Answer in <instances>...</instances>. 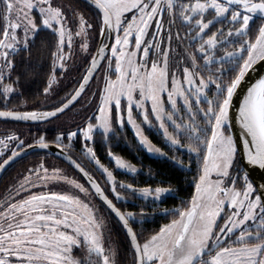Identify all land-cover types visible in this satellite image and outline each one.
I'll return each mask as SVG.
<instances>
[{
    "label": "snow or ice",
    "instance_id": "1",
    "mask_svg": "<svg viewBox=\"0 0 264 264\" xmlns=\"http://www.w3.org/2000/svg\"><path fill=\"white\" fill-rule=\"evenodd\" d=\"M37 38L44 47L49 38L52 44L45 97L77 48L90 63L78 87L57 104L20 110L28 104L23 99L8 107L14 95L23 96L22 78L32 75ZM261 63L264 0H85L83 8L74 0H0V118H58L90 80H103L93 93L94 115L82 125L51 140L38 134L28 142L15 131L0 136V173L29 149L55 146L86 178L81 182L44 159L18 175L0 197V264H122L111 220L96 198L129 238L133 264H264V183L254 184L238 159L242 151L249 165L264 169V75L246 82ZM234 119L239 140L231 131ZM127 125L147 152L183 170L196 165L190 197L163 208L167 221L151 231L134 227L146 222L145 208L122 210L117 202L162 203L172 185L120 180L93 146L97 134L108 141ZM146 128L160 132L174 154ZM75 139L104 185L72 154ZM107 155L115 168L138 172L110 146Z\"/></svg>",
    "mask_w": 264,
    "mask_h": 264
},
{
    "label": "trees",
    "instance_id": "2",
    "mask_svg": "<svg viewBox=\"0 0 264 264\" xmlns=\"http://www.w3.org/2000/svg\"><path fill=\"white\" fill-rule=\"evenodd\" d=\"M74 2L78 3L81 7H84L85 1L74 0ZM41 35L43 36L44 34ZM96 42L98 43V40ZM51 47V38H49L47 47H44L40 38H37L36 43L32 48V60L31 65L29 66L32 75L22 78L20 87L23 91V96L14 95L11 98L8 107L19 105L21 100L27 99V106L21 107L20 110H30L34 106L48 108L57 104L61 98L65 97V95L70 93L75 87H78V82L81 80L86 67L88 66V62L84 63V58L79 53L77 48L79 55L76 56L74 60L68 61L67 70L63 72V75H61L60 70H58L57 76L60 82L58 85H54V92L47 97H45L42 93V89L46 84V77L51 68ZM74 47L76 46L74 45ZM76 58H81V60L76 63ZM17 71H25L24 66L19 65ZM97 88L98 86H89L81 99L61 115L67 116L69 119L67 121H70V123L42 128L38 124H26L2 119L0 120L15 124L16 127L13 131L20 133L22 137H26L28 142H31L32 137L38 134H46L47 138L51 140L54 139L58 131L74 129L77 125H82L84 123L86 118L89 117L87 114L85 115V110L96 97L93 93L97 91ZM0 107H4L2 102H0ZM93 109L94 108H92L91 111H93ZM90 116H93V114ZM147 134L156 144L161 147H165L170 155L174 154L169 150L167 143L162 141V137L159 133H155L148 129ZM93 146L96 148L97 155L100 157L101 161L108 164L109 167H113L118 179L120 180L135 183L138 186H143L145 184L155 186L160 182H163L165 185H172L174 191L171 194L166 195L162 203H153L152 200H143L131 197L126 202H117L118 206L121 207L122 210L131 209L139 212L141 207L146 209L148 214L146 222L143 225H134L138 231H140L141 228L146 231L158 228L160 224L166 222L168 219L162 214V209L178 206L182 199L190 197L191 193L194 191V186L190 182L192 177L195 175V163H193L192 170L188 171L179 168L167 157H155L149 155L143 147L139 146L134 133L128 126L123 129H117V134L110 137L108 141H104L103 138L97 134ZM109 146L112 148L114 153L120 154L135 163L138 166V172L129 174L116 169L113 166L112 160L107 155ZM71 151L74 157L78 158L86 168L91 170L100 180L101 184L104 185L105 181L101 172L96 168L93 162L89 161L87 157L82 154L81 139L74 140ZM179 154L187 163L189 159L188 154L183 150ZM41 159H44L46 164L49 166L62 167L66 172L71 175H75L81 180V182H84V180L69 165L57 156L46 150H36L16 160L2 174L0 177V197L5 194L9 184L13 183L18 175L23 174V172L30 166L39 163ZM95 202L97 206L100 207V210L105 212L111 220L110 227L113 230V238L117 241L118 247L120 248V259L122 264H133L130 243L125 231L118 222V219L104 205H102L97 198Z\"/></svg>",
    "mask_w": 264,
    "mask_h": 264
},
{
    "label": "water",
    "instance_id": "3",
    "mask_svg": "<svg viewBox=\"0 0 264 264\" xmlns=\"http://www.w3.org/2000/svg\"><path fill=\"white\" fill-rule=\"evenodd\" d=\"M255 71L254 72H250L249 73V76L246 78V82L250 83V82H254V78H256L258 76V74H261V75H264V63H261V64H258L255 66ZM92 80L89 81V83L91 82ZM89 85V84H88ZM88 85L86 86V88L88 87ZM86 90V89H85ZM83 94V93H82ZM81 94V96H82ZM80 96V97H81ZM242 94L239 95L237 98L234 99V107L232 109V112L233 114H235L236 112V108L238 107V100L241 98ZM80 97L77 99V101L80 99ZM75 101L73 103V105L77 102ZM73 105H70L69 108H71ZM68 108V109H69ZM68 109H66L65 111H67ZM61 115V114H58V116ZM2 120H8V121H13V122H20V123H26V124H38V123H42V122H46V121H23V120H14V119H11V118H0ZM53 119V118H51ZM49 119V120H51ZM47 120V121H49ZM233 135H235L237 137V139L239 140V134H240V126L238 124V122L234 119L233 120V128L231 129ZM238 148L239 149H242V143H240L238 145ZM36 150H46V151H49L50 153L54 154L55 156H57L59 159H61L62 161H64L67 165H69L83 180L84 182L86 183V178L82 176V174H80L78 172V170H76L65 158L64 156L61 154L60 150L55 148V146H52L50 149H40V148H32V149H29L27 150V152L25 154H22V156L30 153V152H33V151H36ZM21 156V157H22ZM20 157V158H21ZM19 159V158H18ZM17 159V160H18ZM238 159L240 160V163L241 165H243V170H246L248 171L249 173V176L250 178L253 180L254 184L258 185L260 183H264V169H260L258 166H252V165H249L246 158L243 156V153L242 151H239L238 152ZM14 163V162H13ZM12 163H10L11 165ZM9 165V166H10ZM7 166V168L9 167ZM5 172V171H4ZM0 173V177L2 176V174L4 173ZM99 200V198H97ZM100 201V200H99ZM100 203H102L100 201ZM106 207V206H105ZM107 208V207H106ZM109 210V209H108ZM110 211V210H109ZM111 212V211H110ZM114 216L115 214L112 213ZM127 236V235H126ZM128 238V237H127ZM129 240V238H128Z\"/></svg>",
    "mask_w": 264,
    "mask_h": 264
},
{
    "label": "rangeland",
    "instance_id": "4",
    "mask_svg": "<svg viewBox=\"0 0 264 264\" xmlns=\"http://www.w3.org/2000/svg\"><path fill=\"white\" fill-rule=\"evenodd\" d=\"M93 49H94V47H93ZM93 49H92V51H93ZM78 52V51H77ZM94 86H100V88H102L103 87V80L102 79H94V83H93V87ZM97 105H98V98L97 97H95L94 98V100L91 102V104H89L88 105V107H87V109L85 110V115L87 114L88 116H90V115H94V112H95V109H96V107H97ZM92 108H94L93 109V111H91L92 110ZM65 113V112H64ZM62 115V114H61ZM61 115H59L58 116V118H53V119H51V120H49V121H46V122H42V123H38V125L40 126V127H42V128H46V127H53V125H60V124H66V123H70V121L68 122L67 120H69L68 119V117L67 116H65V115H63V116H61ZM67 118V119H66ZM131 130H132V132L134 133V130L131 128V126L130 125H127ZM15 127H16V125L15 124H13V123H7V122H5V121H2V120H0V136H3V135H7V134H9L10 132H12L14 129H15ZM149 130H151V131H153V132H155V133H159L160 135H161V137H162V134L160 133V132H158V131H156L155 129H149ZM148 131V129L146 128V132ZM135 136V135H134ZM136 138V137H135ZM138 141V140H137ZM162 141L164 142V143H166V141L163 139V137H162ZM154 142V141H153ZM155 143V142H154ZM158 145V144H157ZM159 146V145H158ZM161 147V146H160ZM162 148H164L165 149V147H162ZM145 150V149H144ZM146 151V150H145ZM165 151H167L166 149H165ZM147 152V151H146ZM149 155H152V156H155V157H164V156H159V155H156V154H153V153H149V152H147ZM170 155V154H169ZM128 160V159H127ZM113 162V166H114V161H112ZM97 168V167H96ZM98 169V168H97ZM117 169V168H116ZM99 170V169H98ZM118 170H120V171H123V172H126V173H129V174H134V173H130V172H128L127 170H123V169H118ZM100 171V170H99ZM243 171V170H242ZM241 175H243V172H241ZM172 193V192H171ZM171 193H169V194H171ZM148 200H151V199H148Z\"/></svg>",
    "mask_w": 264,
    "mask_h": 264
},
{
    "label": "flooded vegetation",
    "instance_id": "5",
    "mask_svg": "<svg viewBox=\"0 0 264 264\" xmlns=\"http://www.w3.org/2000/svg\"><path fill=\"white\" fill-rule=\"evenodd\" d=\"M83 1H85V0H83ZM82 8H83V7H82ZM85 10H86V9H85ZM78 51H79V50H78ZM94 51H95V48L93 49V52H94ZM78 55H79V54H78V52H77V53H76V56H78ZM83 58H84V59H83V60H84V63H86V62H88V64L90 63V57H84V56H83ZM74 59H75V58H74ZM74 59H73V60H74ZM80 60H81V58H76L75 61H76V63H78ZM83 60H82V61H83ZM84 74H85V72H84ZM93 83H94V79L89 83L88 87H89V86H90V87H93ZM88 87H87V88H88ZM87 88H86V90H87ZM86 90H85V91H86ZM84 93H85V92H84ZM84 93L82 94V96L84 95ZM82 96H81V97H82ZM81 97H80V99H81ZM80 99H79V100H80ZM79 100H78V101H79ZM78 101H77V102H78Z\"/></svg>",
    "mask_w": 264,
    "mask_h": 264
}]
</instances>
